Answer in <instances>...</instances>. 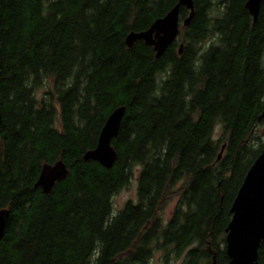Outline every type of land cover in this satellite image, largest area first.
<instances>
[{
  "label": "trees",
  "instance_id": "obj_1",
  "mask_svg": "<svg viewBox=\"0 0 264 264\" xmlns=\"http://www.w3.org/2000/svg\"><path fill=\"white\" fill-rule=\"evenodd\" d=\"M192 1L155 59L125 38L178 0H0V264L228 263L229 210L264 148V0L254 24L247 0ZM119 107L113 166L85 162ZM57 162L68 174L44 194ZM136 168V202L113 213Z\"/></svg>",
  "mask_w": 264,
  "mask_h": 264
},
{
  "label": "water",
  "instance_id": "obj_2",
  "mask_svg": "<svg viewBox=\"0 0 264 264\" xmlns=\"http://www.w3.org/2000/svg\"><path fill=\"white\" fill-rule=\"evenodd\" d=\"M262 1L247 0L245 3L253 24L257 21ZM181 7L189 12L188 17L181 23L182 28H185L194 14L192 0H178L164 17L155 20L146 31L129 33L125 38L126 46L132 48L136 41H143L146 46L152 47L155 59H159L177 39ZM181 51L182 45L178 53L181 54ZM124 113L125 108L119 107L108 116L99 133L95 149L83 156L85 162L95 161L104 169H110L113 166L116 155L111 147V141L119 132ZM223 150L224 146L221 148L218 160ZM67 174L68 171L61 162L51 166L44 165L35 187H39L42 193L48 194L53 186L63 180ZM229 213L231 219L225 230L227 264H257L258 249L264 242V148L248 169ZM8 216V211H0V242L5 232Z\"/></svg>",
  "mask_w": 264,
  "mask_h": 264
},
{
  "label": "rangeland",
  "instance_id": "obj_3",
  "mask_svg": "<svg viewBox=\"0 0 264 264\" xmlns=\"http://www.w3.org/2000/svg\"><path fill=\"white\" fill-rule=\"evenodd\" d=\"M48 86L51 87V82L49 83ZM46 91H47V88H46V86H44L43 88H41L40 90L37 91V97L41 98L42 95ZM256 136H259V138L264 141V124H261L258 126ZM220 137H221L220 126H216L214 128V132H213V139L218 140ZM138 171H139V168L134 169L133 176H132L128 186L123 188L117 195L114 196V198L112 200L113 213L120 210L128 201H131L133 203L136 202ZM176 202H177L176 200L169 202L164 207V209L161 211L160 215H161L164 222H167L170 219L172 212L175 208ZM160 259H161V255H160V253H157L154 255L153 259L150 261V264H163L162 262H160ZM174 264H181V260L177 261Z\"/></svg>",
  "mask_w": 264,
  "mask_h": 264
}]
</instances>
